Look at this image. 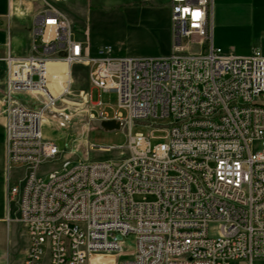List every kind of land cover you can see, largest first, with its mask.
Wrapping results in <instances>:
<instances>
[{"label":"built area","instance_id":"built-area-1","mask_svg":"<svg viewBox=\"0 0 264 264\" xmlns=\"http://www.w3.org/2000/svg\"><path fill=\"white\" fill-rule=\"evenodd\" d=\"M68 1L7 0V18L28 14L27 3L37 6L29 12L26 54L13 51L10 25L0 41L6 220L25 228L22 264H90L93 252L126 251L131 234L135 248L117 264H253L264 258V46L226 54L213 40L210 0H170L173 50L132 68L134 56L118 55L111 45L90 52L75 36L63 6ZM50 61L86 64L93 88L117 92L125 114L111 116L99 100L92 102L98 117H91L119 120L127 143L89 142L91 150L117 157L41 172L62 153L42 131L46 113L62 97L50 90ZM23 93L35 99L25 104ZM164 119L154 128L167 130L161 142L133 131ZM34 132H42L43 141L34 140ZM70 164L61 162L65 169ZM14 170L21 171L16 180Z\"/></svg>","mask_w":264,"mask_h":264},{"label":"rangeland","instance_id":"rangeland-1","mask_svg":"<svg viewBox=\"0 0 264 264\" xmlns=\"http://www.w3.org/2000/svg\"><path fill=\"white\" fill-rule=\"evenodd\" d=\"M252 1L256 7L252 19L239 17L231 12L225 21L213 25L214 43L226 54L247 55L253 48L264 46V0ZM65 10L72 21L75 36L89 44L91 53L103 44L111 45L118 55L134 57L167 55L173 50L169 0H70ZM28 26L30 20L27 19L16 20L11 26L12 47L20 53H26L23 49L27 47ZM0 37L3 38V34L0 33ZM186 42L184 39L183 43ZM193 48L197 49L198 46L195 45ZM62 70L61 64H54L52 67L51 84L56 89L60 84ZM88 71L86 64L72 65V81L67 91L46 113L42 125L43 134L53 140L62 153L55 161L44 164L41 172L56 168L64 173L81 160L94 161L117 157L116 152L91 150L89 142L110 145L126 144L128 141L124 128L106 130L96 117H91L92 113L98 117L100 108L94 106L92 102L99 100L103 102L105 110L111 116L116 110H121L123 114L125 111L118 108L117 92H104L91 86ZM19 98L25 104L35 99L34 96L25 93L20 94ZM156 121V126H135L133 131L145 134L150 132L153 136L152 144L161 142L167 130L154 128L162 126L168 119ZM4 136L5 129L0 119V141L4 140ZM65 158L71 161L66 169L61 166ZM20 173V170H14L12 179L16 180ZM42 179L47 182L49 174H43ZM7 187V170L6 167L0 166V264H22L27 246L26 233L22 224L15 221L9 223L6 220ZM135 198L141 200L142 196L136 195ZM10 208V216L14 219L18 214L14 201L11 202ZM124 240L127 255L135 248V237L131 234ZM95 260L104 264L118 263L117 260L109 263L113 260L111 255H98L95 256ZM253 264H264V258L255 259Z\"/></svg>","mask_w":264,"mask_h":264},{"label":"crops","instance_id":"crops-1","mask_svg":"<svg viewBox=\"0 0 264 264\" xmlns=\"http://www.w3.org/2000/svg\"><path fill=\"white\" fill-rule=\"evenodd\" d=\"M170 1V0H169ZM70 2V0L63 4L64 8L65 6ZM254 1L252 0H234V1H222V0H214L212 5V22H223L228 18V15L233 12L239 17H248L249 19H252L253 17V11L256 7H254ZM170 4V3H169ZM27 9L25 15H12L10 18L6 17L7 13V0H0V19H1V27H0V33L3 34V38L0 37V41L4 43L7 40V33H6V27L7 25L12 26L13 22L16 20H30V26L27 27V47L23 49V51L26 53L29 51L31 41H32V34H31V13L30 11H33V9L37 8V6L33 3H27L26 5ZM260 16V15H259ZM264 16V15H263ZM262 16V17H263ZM264 18V17H263ZM11 46H12V33H11ZM13 51L18 55H24L26 53H20L16 49L12 47ZM0 74H2V79L0 80V84L2 86V90H0V96L3 91V80H4V67H0ZM3 126H4V119L3 117H0ZM7 162V155H6V146H5V136L4 140L0 141V166L6 167ZM27 239V238H26Z\"/></svg>","mask_w":264,"mask_h":264},{"label":"bare ground","instance_id":"bare-ground-1","mask_svg":"<svg viewBox=\"0 0 264 264\" xmlns=\"http://www.w3.org/2000/svg\"><path fill=\"white\" fill-rule=\"evenodd\" d=\"M213 1L214 0H210V3L213 4ZM54 64H61L63 66V70L61 72V79H60V84L59 86H57V89L51 84L52 82V78H50V81H49V87H50V90L52 91V93L56 96L58 95H63L71 81H72V73H71V67L67 64V63H64V62H57V61H50L49 62V71L51 72L52 71V67ZM149 64H151V57H133L132 59V68H140V66H148ZM107 91H115V90H107ZM46 119V117L43 119V122L44 120ZM34 140L36 141H43V134L42 132H34ZM126 251H105V252H93L91 253L90 255V262L92 264H101L104 262H101V261H98V260H95V256H98V255H111L113 257V260L109 263H114L115 260H118L120 258H125V257H128L130 254H127L126 255Z\"/></svg>","mask_w":264,"mask_h":264},{"label":"water","instance_id":"water-1","mask_svg":"<svg viewBox=\"0 0 264 264\" xmlns=\"http://www.w3.org/2000/svg\"><path fill=\"white\" fill-rule=\"evenodd\" d=\"M100 125L106 130H114L121 128V122L116 119H103L100 121Z\"/></svg>","mask_w":264,"mask_h":264}]
</instances>
